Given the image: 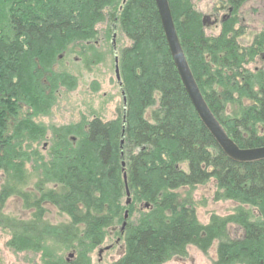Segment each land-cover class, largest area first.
Returning a JSON list of instances; mask_svg holds the SVG:
<instances>
[{"label":"trees","instance_id":"1","mask_svg":"<svg viewBox=\"0 0 264 264\" xmlns=\"http://www.w3.org/2000/svg\"><path fill=\"white\" fill-rule=\"evenodd\" d=\"M124 1L0 0V229L9 246L41 252L44 264H91L90 254L114 234L123 253L113 264H164L191 246L204 254L215 247L212 264H264V160L224 154L181 82L155 0ZM244 1H225L232 16L217 35L207 33L192 0L169 4L210 110L240 148H255L264 146V32L243 44ZM119 29L130 42L119 61L124 115L94 117L78 132L53 128L46 152L35 148L48 135L26 115L45 109L41 98L58 89L52 69L60 52L94 49L101 34ZM212 181L214 200L237 206L203 224L193 191ZM10 200L24 217L5 211ZM46 206L70 221L53 225ZM55 246L76 250L77 259L49 256Z\"/></svg>","mask_w":264,"mask_h":264},{"label":"rangeland","instance_id":"2","mask_svg":"<svg viewBox=\"0 0 264 264\" xmlns=\"http://www.w3.org/2000/svg\"><path fill=\"white\" fill-rule=\"evenodd\" d=\"M124 1V0H120ZM226 0H192L193 6L202 18L209 17L207 33L217 35L221 30V22L232 16L227 8ZM125 2V1H124ZM239 14V18L245 19L248 24L247 35L243 39V44L251 41L250 29L259 32L264 22V0H248ZM226 18V19H225ZM218 19L217 24H210ZM105 25L97 28L102 32ZM6 33V28H4ZM114 31L111 37L101 36L97 41H93L94 49L80 50L79 46H70V50L60 52L53 66L55 76H61V83L54 91L48 89L46 99L42 97L45 109L38 105V110L25 113L26 118L32 119L39 127L45 129L47 138L34 144L42 152H46L49 145H52L53 128H71L78 132L80 124L84 125L94 117L103 121H112L124 115L125 97L121 88L119 72L121 50L130 46V42L121 32ZM85 43V42H84ZM83 44V43H82ZM152 57L153 51L149 48L145 52ZM259 65V64H258ZM256 65H253L254 67ZM118 74V76H117ZM48 82V77H44ZM151 112V109H150ZM33 114V115H32ZM31 124V122L29 123ZM28 124V125H29ZM24 125L22 129L28 132ZM27 133L23 134L26 135ZM20 136V134H19ZM70 136L75 143L78 134ZM46 174L41 175L45 177ZM31 182L38 180L32 175ZM47 176V175H46ZM32 186V185H30ZM215 187L213 181L204 187H198L193 191V199L198 219L201 223L207 224L213 215L226 216L233 212L237 206L231 201H216L213 198ZM15 200V199H14ZM14 217H24V211L11 200L5 210ZM46 219L53 225L68 223L69 217L59 213L51 206H46ZM28 215V214H27ZM254 219L258 218L253 211ZM119 229V228H118ZM232 235L238 238L241 234L236 227H231ZM114 235V234H112ZM110 236L106 241L96 248L91 254V264H113L123 253V245L116 237ZM9 232L0 229V264H44L47 260L41 252L19 251L9 246ZM110 249L100 253L101 249ZM53 258L63 259L65 262H73L77 259V251L74 249H64L62 246H55L48 252ZM215 257V247L207 254L202 253L196 247H189L185 258H172L164 264H212Z\"/></svg>","mask_w":264,"mask_h":264},{"label":"water","instance_id":"3","mask_svg":"<svg viewBox=\"0 0 264 264\" xmlns=\"http://www.w3.org/2000/svg\"><path fill=\"white\" fill-rule=\"evenodd\" d=\"M155 2L169 45L170 54L180 76L181 82L184 85L186 92L193 104V107L202 123L213 136L224 154L230 159L241 163L264 160V146L255 148H240L235 143V141L229 137L222 124L212 113L190 69L179 36L177 34L168 0H155ZM208 19L209 17L203 20L204 25L207 24ZM116 73H118L117 68ZM124 179L126 181V174L124 175ZM127 195L129 196L128 188ZM130 202L131 200L128 199L127 204H129ZM124 226L125 223L123 224V227ZM108 249L109 247L105 248V250ZM103 251L104 249H101L100 253H102Z\"/></svg>","mask_w":264,"mask_h":264},{"label":"flooded vegetation","instance_id":"4","mask_svg":"<svg viewBox=\"0 0 264 264\" xmlns=\"http://www.w3.org/2000/svg\"><path fill=\"white\" fill-rule=\"evenodd\" d=\"M247 1H248V0H245V1H244V3H243V5H242L241 9L243 8L244 4H245ZM227 8H229V7H227ZM229 12H230V13L232 12V8H229ZM240 13H241V12H240ZM225 19H226V18H225ZM215 21L218 22V19H215ZM223 21H225V20H223ZM223 21H222V22H223ZM245 21H246V20L243 19V18L240 19V27H242L243 30H244V36L247 35V34H246V33H247V30H248L247 27H249L248 24L245 23ZM222 22H221V24H222ZM261 26H262V28H260L259 32H257V33H256L255 31H252V30L250 29V32H252V34L250 35V37H252L253 35L261 34L262 32H264V22L262 23ZM261 60L264 61V57H263ZM261 65H262V64H261ZM262 68L264 69L263 66H262Z\"/></svg>","mask_w":264,"mask_h":264},{"label":"bare ground","instance_id":"5","mask_svg":"<svg viewBox=\"0 0 264 264\" xmlns=\"http://www.w3.org/2000/svg\"><path fill=\"white\" fill-rule=\"evenodd\" d=\"M168 2H169V0H168ZM157 6V5H156ZM169 6H170V4H169ZM158 9V8H157ZM171 9V8H170ZM159 12V11H158ZM171 13H172V10H171ZM172 16H173V20H174V23H175V27H176V22H175V18H174V15L172 14ZM176 30H177V27H176ZM164 33V37L166 38V36H165V32H163ZM177 34H179L178 33V30H177ZM179 36V35H178ZM105 37V36H104ZM180 39V38H179ZM97 41V40H96ZM166 42H167V39H166ZM181 42V41H180ZM181 45H182V43H181ZM167 46H168V49H169V45H168V42H167ZM183 48V47H182ZM184 50V49H183ZM185 53V52H184ZM185 56H186V54H185ZM172 57V56H171ZM187 58V57H186ZM188 61V60H187ZM174 62V61H173ZM189 63V62H188ZM190 66V65H189ZM191 69V68H190ZM192 71V70H191ZM192 74H193V72H192ZM193 76H194V74H193ZM195 78V77H194ZM196 80V79H195ZM197 82V81H196ZM198 84V83H197ZM198 87H199V85H198ZM199 89H200V87H199ZM186 90V89H185ZM200 91H201V89H200ZM202 92V91H201ZM203 94V93H202ZM205 99V98H204ZM206 101V100H205ZM18 114V113H17ZM19 116H21V114L19 115ZM199 117V116H198ZM200 119V118H199ZM202 122V121H201ZM36 125H38V124H36ZM204 125V124H203ZM223 126V125H222ZM204 127H205V125H204ZM206 128V127H205ZM224 128V127H223ZM207 129V128H206ZM225 129V128H224ZM208 130V129H207ZM226 131V130H225ZM210 133V132H209ZM228 134V133H227ZM213 137V136H212ZM230 137V136H229ZM231 138V137H230ZM214 139V138H213ZM215 140V139H214ZM216 142V141H215ZM147 208H148V205H147ZM128 218V212L126 211L125 212V219H127ZM125 224H126V222H125Z\"/></svg>","mask_w":264,"mask_h":264}]
</instances>
